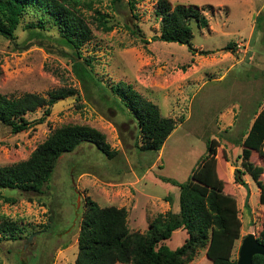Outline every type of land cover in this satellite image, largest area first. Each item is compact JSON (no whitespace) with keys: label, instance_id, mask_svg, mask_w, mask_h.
I'll list each match as a JSON object with an SVG mask.
<instances>
[{"label":"rangeland","instance_id":"1","mask_svg":"<svg viewBox=\"0 0 264 264\" xmlns=\"http://www.w3.org/2000/svg\"><path fill=\"white\" fill-rule=\"evenodd\" d=\"M127 1L92 0V7L106 16L112 29L104 31L93 10L84 12L91 37L80 51L92 59L93 73L102 83L131 84L157 105L163 117L174 120V131L160 151L143 149L135 122L79 83L55 41V26L45 23L42 41L28 38L26 25L37 23L40 13L23 15L15 40L0 36L1 95L18 98L36 93L47 98L60 88L75 92L54 104L43 123L24 131L13 133L0 122V166L27 159L53 129L68 123L97 128L110 149L117 151L108 159L93 144L83 142L60 157L42 196L1 190L0 215L22 232L14 240L0 234V264H74L87 196L100 206L124 207L129 229L145 231L156 215L168 210L166 196L178 200L179 189L173 183L186 180L206 153L210 138L218 141V158L224 160L225 153L227 161L219 173L227 182L225 193L237 201L242 223L232 259H237L244 236L261 238L264 206L258 204L259 188L248 173L241 175L250 190L246 205V189L234 177L243 170L236 139L264 108V0H164L171 9L177 4L191 6L206 17L208 26L194 30L192 48L175 42H142L160 31L156 10L162 0H135L133 8ZM228 43L234 48L225 50ZM43 110L44 106L38 107L25 118L34 121ZM255 161L264 166V155ZM260 178L264 182V173ZM186 237L177 230L168 246L175 249Z\"/></svg>","mask_w":264,"mask_h":264},{"label":"trees","instance_id":"2","mask_svg":"<svg viewBox=\"0 0 264 264\" xmlns=\"http://www.w3.org/2000/svg\"><path fill=\"white\" fill-rule=\"evenodd\" d=\"M112 2L117 4L120 0ZM134 2L128 0L127 4L133 8ZM91 3L92 0H0V36L15 40L23 15L28 11L40 13L37 23L26 25L28 38L42 41L46 36L41 31L46 29L45 23L55 26L58 31L55 41L62 54L69 58L71 71L79 83L85 89L91 87L109 108L135 122L143 149L160 151L174 131V120L163 117L157 105L131 84L120 80L108 87L102 83L93 73L92 59L80 51L82 44L91 37L90 21L84 12L93 10V17L101 28L104 31L112 29L106 16ZM156 16L160 18V31L150 40L143 38L144 43L158 40L192 48L194 30L208 26L206 17L198 9L181 4L171 9L164 0L159 2ZM224 48L231 50L234 44L228 43ZM200 54L207 52L200 51ZM74 94L72 88L50 91L47 98L36 93H25L18 98L0 94V122L13 133L24 131L43 123L54 104ZM43 106L39 118L34 121L25 118L26 114ZM74 106H78L76 102ZM255 114L248 130L236 139L241 148L243 170L236 172L234 180L242 184L241 175L248 173L259 188L258 204L264 206V182L260 178L264 166L255 161L257 156L264 155V108ZM83 142L93 144L108 159L117 154L97 128L87 124H64L53 129L27 159L0 166V191L42 196L60 157L73 152ZM218 146L216 139L207 140L206 153L192 167L186 180L173 183L179 189L178 200L166 196L168 210L156 215L143 232L129 229L124 207L100 206L85 197L74 264H191L194 261V264H236L232 251L240 238L242 223L235 197L225 193L227 182L221 177L219 168L227 159L224 151V160L218 158ZM3 198L12 201L10 197ZM3 218L0 215V234L10 240L20 236L22 228ZM177 230H183L187 237L180 246L171 249L168 241ZM260 235L261 238L256 239L264 244V216ZM201 252L203 254L197 259ZM252 262L264 264V256L254 255Z\"/></svg>","mask_w":264,"mask_h":264},{"label":"water","instance_id":"3","mask_svg":"<svg viewBox=\"0 0 264 264\" xmlns=\"http://www.w3.org/2000/svg\"><path fill=\"white\" fill-rule=\"evenodd\" d=\"M242 185L246 189L245 204L247 205L250 190L246 183ZM254 255L264 256V244L260 243L252 233H249L243 237L240 243L236 264H253L252 258Z\"/></svg>","mask_w":264,"mask_h":264}]
</instances>
